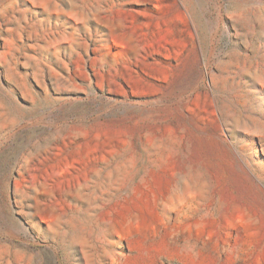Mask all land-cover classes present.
<instances>
[{"label":"rangeland","instance_id":"1","mask_svg":"<svg viewBox=\"0 0 264 264\" xmlns=\"http://www.w3.org/2000/svg\"><path fill=\"white\" fill-rule=\"evenodd\" d=\"M0 264H264V0H0Z\"/></svg>","mask_w":264,"mask_h":264}]
</instances>
